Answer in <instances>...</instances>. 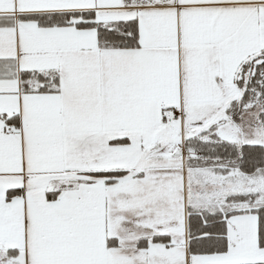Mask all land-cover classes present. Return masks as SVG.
<instances>
[{
	"label": "snow or ice",
	"instance_id": "1",
	"mask_svg": "<svg viewBox=\"0 0 264 264\" xmlns=\"http://www.w3.org/2000/svg\"><path fill=\"white\" fill-rule=\"evenodd\" d=\"M0 264H264V0H0Z\"/></svg>",
	"mask_w": 264,
	"mask_h": 264
}]
</instances>
